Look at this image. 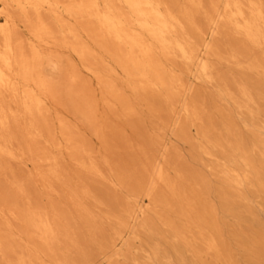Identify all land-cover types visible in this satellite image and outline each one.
Masks as SVG:
<instances>
[{"label": "bare ground", "instance_id": "1", "mask_svg": "<svg viewBox=\"0 0 264 264\" xmlns=\"http://www.w3.org/2000/svg\"><path fill=\"white\" fill-rule=\"evenodd\" d=\"M65 54L67 94L82 100L84 119L105 144L103 163L74 122L51 113L60 83L44 70H60ZM148 118L157 122L155 131ZM165 128L206 161L218 182V206L200 171L163 139ZM260 130L264 0H0V264H74L65 255L73 251L86 264H239L218 213L255 218L246 185L264 202V161L252 155L264 160ZM64 153L79 186L64 174ZM24 159L39 166L48 189L65 187L89 238L54 204L53 213L38 206L30 177L11 164ZM139 195L142 204L133 209L129 201ZM85 198L116 207L105 212L110 232L82 205ZM150 205L160 206L157 223L146 217ZM6 211L53 260L17 239ZM258 225L231 226L246 264H264V222ZM139 228L159 237L141 247L145 262L124 248L129 238L143 242Z\"/></svg>", "mask_w": 264, "mask_h": 264}, {"label": "rangeland", "instance_id": "2", "mask_svg": "<svg viewBox=\"0 0 264 264\" xmlns=\"http://www.w3.org/2000/svg\"><path fill=\"white\" fill-rule=\"evenodd\" d=\"M68 56L67 54L63 55L61 57L60 65L61 69H54L51 67H46L44 72L57 80L60 83V91L57 97V100H52L49 99V106L50 110L53 116H55L57 113L65 115L69 120L74 122L82 135L87 139V141L90 143L93 149V153L95 158L100 162L103 163L102 160L104 159L107 151H106V146L103 143V141L98 138L94 134V129L93 127L84 119L81 111V106H82V100L77 98L74 95H68L67 94V89H66V78H65V65L66 62L68 61ZM75 63V62H74ZM76 64V63H75ZM222 68L227 69L225 65H222ZM83 79L87 82H89L90 77L88 76L87 73L82 72L81 73ZM202 87H205L202 85ZM92 90L96 89L95 85H92ZM96 95L98 96V92L95 90ZM99 106V112H101V107ZM99 114V113H98ZM147 127L150 130L155 131L156 130V125L157 122L152 119L148 118L147 120ZM188 132L190 136L193 138L197 137V133L194 127H190L188 129ZM246 133V132H245ZM261 135L264 137V130H260ZM248 134V133H246ZM163 139L172 147L176 148L182 156L189 162L191 163L197 170L200 171V174L204 178L205 182L208 184L210 187V200L216 204L217 206L219 205V200L216 197L215 193L213 192L216 185H217V180L214 177V175L211 174L209 168L205 166L203 163L206 162L204 159H199L198 156H193L191 154L190 146L188 143H185L184 141L180 140L177 138L169 128H165L163 131ZM253 157L258 160V161H264L262 157L259 156V154L256 151H252ZM61 161L63 164V167L65 169L64 174L70 178V182L74 184L75 186H79V180L75 175V165L73 162H71L68 154L64 153L63 157H61ZM264 163V162H263ZM12 166L15 167L21 177H30V186H31V192L33 193V199L37 202L38 206L41 208L47 209L50 211V213H53V204L55 207L59 208L60 210L64 211L66 215L68 216L69 221L72 224H75L76 226L79 227L81 233L84 235L82 239L89 238L88 233H87V227L86 223L84 222V219L82 217H79L78 212L75 210V207L73 203L67 198V190L63 185H60L59 183H55V189L50 190L48 189L39 174V170L34 163L31 161L24 159L23 161H12L11 162ZM40 170L44 169V166H40ZM103 171L107 175V177L112 178V174L110 173L109 169L103 165ZM172 173V172H171ZM97 186L101 185V182L96 183ZM108 188L116 192L119 196L121 197H129L126 189L118 187V186H110L108 185ZM244 193L249 197V205L253 208L254 213H255V218L252 217H241V218H236L231 215H228L221 210L219 211L218 215L220 220L224 224V241L226 244L230 247V249L234 252V257L235 260L239 264H246L247 259L244 258L243 252L238 249V246L235 242V238L232 235L231 232V226H243L245 229L249 230H256L259 225L258 223L264 222V202L261 199L260 196H258L257 193H255L254 188H251L249 186H245L243 188ZM80 192V191H78ZM99 194L102 193L98 192ZM142 199L143 196L139 195L133 200H130V204L133 206V209L136 208L142 204ZM34 200H32L34 202ZM20 205L25 206L26 201L20 200L19 201ZM82 205L87 207L90 212L95 215V218L98 223H101L107 231H111V226L113 225L112 220H109L105 216L106 211H114L116 210V207L112 204H101L99 205L98 203L94 202L92 199L85 198L82 200ZM143 205H146V202L143 203ZM160 209V206L158 205H150L147 210H146V217L151 220L152 223H157V211ZM260 221V222H259ZM4 222L7 223L8 227L16 234L17 239H19L22 243L26 244L28 248H30L33 252H35L37 255L40 256L41 259L45 261L53 260L52 258L44 255L42 252L38 250L37 247H35L32 243L31 238L26 234V232L22 229L23 225L21 222L12 216L9 212H5L4 215ZM129 222L135 223V225H138L141 222V218L137 219H129ZM240 222V224H238ZM144 230V229H143ZM139 234L143 239V242L139 239L136 238H129L126 246L124 247L127 252L129 257H137L139 261L145 262L147 259L145 258L144 254L142 253L141 247H146V244L149 243L151 244L154 241L159 240V237L157 235H147L145 231H142L139 228ZM62 245V244H60ZM62 247V246H61ZM93 251H96V247L93 246ZM172 254L171 252H169ZM66 257H71L73 256L72 260L74 264H86V261L84 258L81 257L80 254H77L76 251L71 252V254L65 253ZM184 258H189L188 253H184ZM58 258H62L64 256L61 254L56 255ZM165 259L159 260L158 264H165ZM129 264H134L131 260L128 261ZM188 262V261H187ZM100 264H107L106 262H102ZM188 264H191L188 262Z\"/></svg>", "mask_w": 264, "mask_h": 264}]
</instances>
